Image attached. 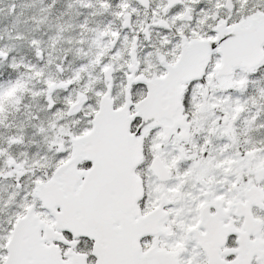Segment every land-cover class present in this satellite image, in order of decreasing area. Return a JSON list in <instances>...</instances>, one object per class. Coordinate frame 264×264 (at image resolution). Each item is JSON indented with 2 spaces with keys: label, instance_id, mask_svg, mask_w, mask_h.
<instances>
[{
  "label": "snow or ice",
  "instance_id": "6c2138e0",
  "mask_svg": "<svg viewBox=\"0 0 264 264\" xmlns=\"http://www.w3.org/2000/svg\"><path fill=\"white\" fill-rule=\"evenodd\" d=\"M0 264H264V0H0Z\"/></svg>",
  "mask_w": 264,
  "mask_h": 264
}]
</instances>
